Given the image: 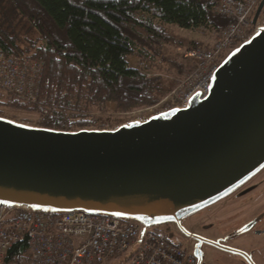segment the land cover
Returning <instances> with one entry per match:
<instances>
[{"label":"water","instance_id":"95a60500","mask_svg":"<svg viewBox=\"0 0 264 264\" xmlns=\"http://www.w3.org/2000/svg\"><path fill=\"white\" fill-rule=\"evenodd\" d=\"M112 2L124 0H82ZM261 0L251 23L256 25ZM264 168V26L220 62L204 99L114 130L65 131L0 116V205L83 211L173 223L198 241L255 264L242 250L185 231L181 222ZM251 221L223 240L251 230Z\"/></svg>","mask_w":264,"mask_h":264},{"label":"trees","instance_id":"16d2710c","mask_svg":"<svg viewBox=\"0 0 264 264\" xmlns=\"http://www.w3.org/2000/svg\"><path fill=\"white\" fill-rule=\"evenodd\" d=\"M216 5L215 0H0V52L43 64L37 102L0 91V116L35 112L38 126L69 131L94 128L97 113L106 112L109 103L122 113L155 105L171 89L153 74L166 59V46L176 42L165 25L221 29L231 19L217 14ZM9 13L28 22L38 39L21 46ZM201 45L193 43L188 49ZM238 45L235 41L220 60ZM131 56L146 68L131 66ZM177 67L182 73L183 66ZM15 252L19 258L29 256L24 243L11 250Z\"/></svg>","mask_w":264,"mask_h":264},{"label":"built area","instance_id":"2783aa9c","mask_svg":"<svg viewBox=\"0 0 264 264\" xmlns=\"http://www.w3.org/2000/svg\"><path fill=\"white\" fill-rule=\"evenodd\" d=\"M215 1V12L231 22L218 30L200 28L211 31L214 42L188 51L192 64L167 97L172 101L170 109L186 108L193 97L204 99L224 59L220 60L222 54L235 41L240 44L249 39L260 27L252 25L251 20L261 0ZM251 29L253 32L244 39ZM136 66L146 68L141 61ZM42 71L43 64L38 60L0 52V91L36 103ZM142 228L140 222L108 214L45 212L28 206L0 205V264H112L129 249H133L129 264H197L190 242L178 246L150 227L138 242ZM21 243L27 249V260L11 253Z\"/></svg>","mask_w":264,"mask_h":264},{"label":"rangeland","instance_id":"374dc122","mask_svg":"<svg viewBox=\"0 0 264 264\" xmlns=\"http://www.w3.org/2000/svg\"><path fill=\"white\" fill-rule=\"evenodd\" d=\"M7 16L8 20L11 21L10 24L14 30L13 36L16 37L21 46H26L30 40L38 39V33L30 28L28 22L22 19V21H20L18 18L19 16L13 18L10 13L7 14ZM256 25L264 26V9L261 12ZM165 27L175 39L173 41L176 42L173 45L166 46L164 54L166 57L165 60H168V62L163 60V62L153 70V74L157 75L160 82L171 87V89L164 93L155 105L135 109L130 112H117L115 105L113 104L114 106H112V104L109 103L106 112L102 114L97 113L98 119L94 125L95 127L86 129L114 130L120 125L128 124L132 121H144L152 115L167 111L171 108L172 101L167 99V97L180 81L185 78V75L192 64L190 58L187 56L188 51L190 50L188 48L192 46L193 43L211 45L214 42V35L211 31H202L200 29L185 30L169 24H166ZM253 30L254 29L246 31L244 39H246ZM129 62L131 66L136 67L139 60L136 56H131ZM177 64L183 66L182 73L179 72ZM149 74L151 75L152 73ZM3 117L15 121L20 120L18 122L30 126L40 127L34 122V120L38 118V113L35 112L8 111L7 116ZM77 130L78 129L74 128L69 131ZM255 179L256 181L263 180L262 186L245 197L236 199V194H229L212 205L193 213L187 218L188 223L194 225V227L199 226L197 230L200 231L205 238L210 240L229 236L237 232L249 222L260 219L261 221L251 230L230 238L227 245L247 253H252L256 264H264V235L257 234L256 232V230H264V171ZM169 227L170 224H162L150 227V229H158L159 234L166 235L170 238L172 243L183 247L185 243H180L173 238L172 231ZM132 251L133 249H129L125 255L114 259L112 264H129ZM202 252L204 256L203 264H245L242 257L217 248L204 246Z\"/></svg>","mask_w":264,"mask_h":264},{"label":"flooded vegetation","instance_id":"af4514ba","mask_svg":"<svg viewBox=\"0 0 264 264\" xmlns=\"http://www.w3.org/2000/svg\"><path fill=\"white\" fill-rule=\"evenodd\" d=\"M264 171V168L262 170H260L257 174H255L253 177H251L250 179H248L246 182H244L240 187H238L234 192H232L231 194H236V199H241L243 197H245L246 195H248L249 193L257 190L258 188H260L263 184V180H259V181H256V177L262 173ZM255 179V180H254ZM254 180V181H253ZM253 181V182H252ZM261 220L260 219H257L256 224H258ZM181 225L182 227L185 229V231L189 232V233H192V234H196L198 236H201V237H204L202 235V233L200 231L197 230V228L199 226H196L194 227V225H191L190 223H188V218H185L182 222H181ZM170 230L172 231V237L175 238L176 240H178V242L180 243H188L190 242V244L192 245L193 248L197 247L198 246V241L197 240H194L192 239L191 237L187 236L186 233H184L177 225L173 224V223H170ZM257 234H260V235H264V230H256ZM227 236H224V237H218L216 238L215 240H220L222 244H225L227 245L229 239H227L226 241L223 240L225 239ZM205 238V237H204ZM207 239V238H206ZM214 240V241H215ZM204 246H208V247H212V248H217V247H214L212 245H208V244H205L203 243L202 246H201V249L202 251L204 250ZM199 248V246H198ZM219 249V248H217ZM250 256H251V259L253 260V262L255 263L254 261V257H253V254L252 253H248ZM241 257V256H240ZM243 258V257H242ZM244 259V258H243ZM203 260H204V256H203ZM244 262L245 264H249L247 262L246 259H244ZM202 264H203V261H202ZM256 264V263H255Z\"/></svg>","mask_w":264,"mask_h":264},{"label":"crops","instance_id":"0c3cea01","mask_svg":"<svg viewBox=\"0 0 264 264\" xmlns=\"http://www.w3.org/2000/svg\"><path fill=\"white\" fill-rule=\"evenodd\" d=\"M110 104H112V103H110ZM112 106H114V105L112 104Z\"/></svg>","mask_w":264,"mask_h":264}]
</instances>
